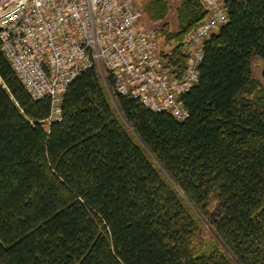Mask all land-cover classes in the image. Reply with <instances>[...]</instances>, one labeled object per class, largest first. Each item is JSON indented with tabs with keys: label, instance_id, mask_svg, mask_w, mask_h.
I'll return each mask as SVG.
<instances>
[{
	"label": "trees",
	"instance_id": "1",
	"mask_svg": "<svg viewBox=\"0 0 264 264\" xmlns=\"http://www.w3.org/2000/svg\"><path fill=\"white\" fill-rule=\"evenodd\" d=\"M140 2L155 19L168 7ZM226 7L183 120L91 69L50 121L51 98H32L0 41V264H264V80L252 68L264 60V0ZM206 15L194 0L178 6L168 38L180 73L181 41Z\"/></svg>",
	"mask_w": 264,
	"mask_h": 264
},
{
	"label": "built area",
	"instance_id": "2",
	"mask_svg": "<svg viewBox=\"0 0 264 264\" xmlns=\"http://www.w3.org/2000/svg\"><path fill=\"white\" fill-rule=\"evenodd\" d=\"M194 1L207 15L181 41L183 73L140 0H0L1 47L33 97L51 98L50 121L61 120L63 95L91 69L107 86L111 76L117 93L183 120L181 97L198 81L205 40L229 19L226 0Z\"/></svg>",
	"mask_w": 264,
	"mask_h": 264
},
{
	"label": "rangeland",
	"instance_id": "3",
	"mask_svg": "<svg viewBox=\"0 0 264 264\" xmlns=\"http://www.w3.org/2000/svg\"><path fill=\"white\" fill-rule=\"evenodd\" d=\"M168 1V7L165 10V15L162 16L161 18H152L149 17V15H147L145 13L144 15V22H146V24H148V26L150 27H155L157 28L160 33H161V38L163 43L167 42L170 43L171 42V46H175L177 44V41L175 39H169L168 36L169 34H174L177 33L180 29V19L178 16V6L180 5V3L182 1L180 0H166ZM165 23H168V26L165 27ZM193 30V29H192ZM191 30V31H192ZM189 31V32H191ZM252 68H253V73L254 76L256 78L261 79L262 81L263 79V69H264V60L262 57L260 56H254L252 59ZM113 105L117 111V114L122 117V113L116 103V100H114V98L112 99ZM211 207L213 211H217V202L214 200L211 203ZM205 224V237H214L216 236L214 233L213 228L204 221Z\"/></svg>",
	"mask_w": 264,
	"mask_h": 264
},
{
	"label": "bare ground",
	"instance_id": "4",
	"mask_svg": "<svg viewBox=\"0 0 264 264\" xmlns=\"http://www.w3.org/2000/svg\"><path fill=\"white\" fill-rule=\"evenodd\" d=\"M217 32V31H216ZM215 33V32H214ZM1 41V40H0ZM1 49H2V47H1ZM3 51V50H2ZM4 52V51H3ZM4 55H5V53H4ZM20 79V78H19ZM21 80V79H20ZM22 81V80H21ZM23 83V82H22ZM23 85H24V83H23ZM25 86V85H24ZM26 87V86H25ZM27 88V87H26ZM27 90L29 91V93L31 94V96H32V98L33 99H35L34 97H33V95H32V93L30 92V90L27 88ZM52 102V101H51ZM51 112H52V110H51Z\"/></svg>",
	"mask_w": 264,
	"mask_h": 264
}]
</instances>
